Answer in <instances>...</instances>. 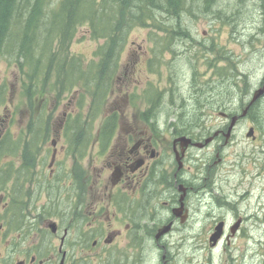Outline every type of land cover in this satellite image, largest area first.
Returning <instances> with one entry per match:
<instances>
[{"label": "flooded vegetation", "instance_id": "obj_1", "mask_svg": "<svg viewBox=\"0 0 264 264\" xmlns=\"http://www.w3.org/2000/svg\"><path fill=\"white\" fill-rule=\"evenodd\" d=\"M257 6L254 24L258 25L253 28L254 39L248 42L251 45L262 37L260 48L255 45L253 50L256 48L264 57V0H258ZM156 34L166 36L153 38L156 50L161 48L174 56L197 47L203 57H208L207 65L213 64L215 58L204 53L216 47L208 45L209 33L198 37L188 30ZM259 83L262 85L263 80ZM255 89L251 87L246 98L250 100ZM261 102L264 93L245 116L235 120L228 135L231 117L237 115L233 110L219 111L223 125L214 129L201 127L198 122L186 127H156L154 117L143 119L150 127L119 126L110 143H94L95 152L89 154L86 168L76 167L78 161L72 160L67 171L62 163L68 161L56 159V148L48 161H34L32 170L25 165L27 162L19 166H15L14 159L3 162L0 264H177L184 246L198 247L187 222L202 209L212 215L221 206L231 212V220L228 223L225 215L214 219L206 237L211 255L223 240L229 244L240 236L250 241L252 223H245L261 216L256 227L264 225L259 203L253 206L243 202V197L234 200L230 194L217 191L210 172L213 164L222 160L219 151L234 138L240 121L247 122L244 136L251 143L264 145V128L257 126L256 116ZM210 144L216 151L212 163L195 152ZM202 168L205 175H200ZM219 222H223L221 234L213 242L210 236Z\"/></svg>", "mask_w": 264, "mask_h": 264}, {"label": "rangeland", "instance_id": "obj_2", "mask_svg": "<svg viewBox=\"0 0 264 264\" xmlns=\"http://www.w3.org/2000/svg\"><path fill=\"white\" fill-rule=\"evenodd\" d=\"M201 1L193 0L191 10L196 12L197 4L201 5ZM257 2L258 0H211L210 12L196 15L193 12L182 17L180 20L182 27L195 33L197 37L202 33H209L207 37L209 35L211 40L208 41V45H216V47L205 50L204 53L210 59H216V62L215 59L212 60V65H207L208 57H203L204 54L197 47L196 50L174 56H170L161 48L156 50L153 38L158 32L153 30V26L132 27L119 52L118 65L111 83V93L105 103V111L91 121L89 132L92 135L98 134L104 116L110 114L112 110L116 111L118 116L116 128L150 127V123L141 118V113L150 108V118L155 117L156 127L162 128L167 125L176 128L186 127L198 122L201 127L214 129L223 125V120L218 116L219 111L233 110L240 115L239 105L244 103L246 106L248 103L249 99L246 95L250 88H259L261 85L259 81L264 78V57L256 48L253 50L255 45L260 48L262 44L260 41H263V38L260 37V41L255 39V43L252 41L251 45L248 42L250 38L254 39L256 30L253 28L258 25L254 24L258 19ZM209 15V18L206 17ZM164 20L169 21L168 17ZM173 22L171 21L168 26L170 27ZM160 36L161 34L157 35ZM102 42V39H94L90 36L87 25H81L71 41L70 51L81 56L85 61H90L95 59L94 51ZM220 54L224 56L223 59L219 58ZM231 62L235 63L239 73L247 74L249 90L245 96L237 88L230 86L228 91L221 88L217 75V71L220 70L218 66ZM225 67L230 70L233 66L227 64ZM1 85H4V99L0 102V139L8 133L9 146L11 140L15 141L24 132L23 128L26 127L30 116L21 95L20 71L15 64L14 54H0ZM44 98L50 120L49 135L45 141L39 143V148L32 154L33 160L25 165H30L32 170L34 161L45 159L48 161L53 148H56V159L68 161L67 164L62 163L67 171L70 170L72 160L78 161L76 167L86 168L89 154L95 152V147L93 148L92 145L97 143L98 137L96 136L91 145L89 142L81 156L73 157L67 152V142L61 130L62 122L67 116L82 113L85 117L89 113L90 98L81 89L65 92L59 98H56L53 92H49ZM154 99L156 100L154 105L148 102ZM220 104H224L226 109H220ZM260 106L261 109L257 108L256 114L259 117L257 126L264 128V103L261 102ZM199 112L201 114L198 117ZM246 123L245 120L239 122L234 138L219 151L222 160L213 164L210 174L215 178L214 187L217 191L230 194L234 200L243 197V202L253 206H257L258 202L260 213L264 217V145L251 143L244 136ZM12 146L13 144L6 155L0 156L2 162L0 170L5 165L3 162L6 161L14 159L15 166L24 162L20 151L14 152L15 147ZM195 152L198 156L209 159L211 163L216 160L214 144ZM37 168L40 170V166ZM204 168L201 169L200 175H205ZM45 171H48V168H45ZM242 193L243 195H240ZM221 207L213 210L212 215L205 214L202 209L187 222L188 232L193 234L192 239L196 238L195 246L198 247L184 246L177 258V264H264V225L260 229L256 227L261 216H254L245 223L246 225L252 223V241L240 236L231 239L229 244L223 240L211 255L206 237L209 228L214 224V219L225 215L228 223L231 220V212L224 206ZM147 264L156 263L147 261Z\"/></svg>", "mask_w": 264, "mask_h": 264}, {"label": "trees", "instance_id": "obj_3", "mask_svg": "<svg viewBox=\"0 0 264 264\" xmlns=\"http://www.w3.org/2000/svg\"><path fill=\"white\" fill-rule=\"evenodd\" d=\"M210 1L202 0L195 12L191 10L193 0H0V54H14L20 71L21 95L30 113L24 132L15 141L11 140L9 146V134L2 136L0 156L6 155L13 144L14 152L20 151L23 161L30 162L50 131L46 93L53 92L59 98L75 89L83 90L90 98V111L85 117L82 113L71 114L62 122L68 154L81 156L96 136L98 144H108L118 122L116 111L104 116L98 134L92 135L89 129L91 121L105 111L128 31L139 25L153 26L159 34L186 32L187 29L180 27V19L188 13L210 12ZM167 17L174 18L170 27L171 21L164 20ZM81 25L88 26L92 38L103 40L94 51L95 59L90 61L70 51L71 41ZM219 58L224 56L220 54ZM227 64L233 67L228 70ZM219 69L221 88L228 91L231 86L245 96L249 90L247 74L239 73L233 62ZM3 86H0V102L4 99ZM148 102L154 105L156 100ZM243 106L244 103L239 105ZM219 108L226 109L224 104ZM150 112L151 108L142 112L141 118H150Z\"/></svg>", "mask_w": 264, "mask_h": 264}, {"label": "water", "instance_id": "obj_4", "mask_svg": "<svg viewBox=\"0 0 264 264\" xmlns=\"http://www.w3.org/2000/svg\"><path fill=\"white\" fill-rule=\"evenodd\" d=\"M263 93H264V78H263V83H262V85L259 87V88H257V89H255L254 90V92H253V94H252V96H251V99L249 100V102L247 103V105L244 107V109H243V111L240 113V115H233L232 117H231V122H230V124H229V126H228V130H227V132H226V135H228L229 133H230V130L232 129V127H233V125H234V123H235V120L239 117V116H243V115H245L246 114V112H247V110L249 109V107L257 100V98H259L260 96H262L263 95ZM223 114V113H222ZM181 139H183V137H181ZM210 140V138L209 139H206V142L207 141H209ZM186 141L188 142L189 141V139H186ZM53 143H54V141H53ZM222 225H223V222H219L216 226H215V230H214V232L211 234V236H210V239L211 240H213V242L214 241H216V239L219 237V235L221 234V230H222ZM166 229H167V227H166ZM166 229H164V230H166ZM163 229H162V231H164Z\"/></svg>", "mask_w": 264, "mask_h": 264}, {"label": "bare ground", "instance_id": "obj_5", "mask_svg": "<svg viewBox=\"0 0 264 264\" xmlns=\"http://www.w3.org/2000/svg\"><path fill=\"white\" fill-rule=\"evenodd\" d=\"M242 108L244 109V107H242ZM240 109H241V108H240ZM243 109L241 110V112L243 111ZM247 112H248V110H247ZM247 112H246V113H247ZM263 223H264V222H263ZM263 240H264V239H263Z\"/></svg>", "mask_w": 264, "mask_h": 264}]
</instances>
